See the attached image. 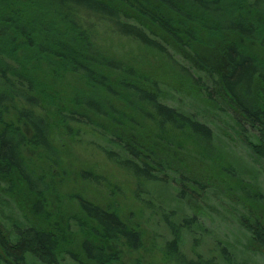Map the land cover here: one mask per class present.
Instances as JSON below:
<instances>
[{
    "label": "trees",
    "instance_id": "trees-1",
    "mask_svg": "<svg viewBox=\"0 0 264 264\" xmlns=\"http://www.w3.org/2000/svg\"><path fill=\"white\" fill-rule=\"evenodd\" d=\"M100 31L162 56L189 87L198 89L203 102L220 113L232 112L239 132L254 133V141L245 143L264 162V0H0V199L19 207L22 217L26 210L42 212L43 202L29 197L48 190L30 177L33 157L21 151V146L44 152L53 147L50 137L58 122L42 115L48 109L62 125L91 127L101 135L106 157L127 171L139 189L175 181L179 198L185 192L191 201L205 197L201 176L155 143L167 149L168 137H182L214 156L211 131L193 115L163 103L167 96L160 82L130 66L129 54L117 58L98 45ZM173 55L183 57L200 76L179 66ZM216 58L221 63L211 65ZM116 102L131 113H123ZM12 109L20 127L29 129L27 136L6 122ZM21 222L11 231L0 228L6 260L28 264L31 257L38 264H58L55 231L64 227L62 216L48 229H35L25 216ZM70 225L77 254L67 255L75 261L80 256L85 264H115L121 251L117 246L133 252L142 247L141 232L126 225L117 211L84 199H78ZM241 226L251 235L249 248L264 255L261 219ZM172 231L173 239L164 245L167 259L208 264L186 259Z\"/></svg>",
    "mask_w": 264,
    "mask_h": 264
},
{
    "label": "rangeland",
    "instance_id": "rangeland-1",
    "mask_svg": "<svg viewBox=\"0 0 264 264\" xmlns=\"http://www.w3.org/2000/svg\"><path fill=\"white\" fill-rule=\"evenodd\" d=\"M98 37V45L108 53H114L117 58L119 53L129 54L130 66L160 82L162 87L159 89L167 96L163 103L185 115H193L211 131L214 156L195 149L182 137L167 138L171 149L155 143L161 146L163 153L168 151L189 166L191 172L201 176L200 183L207 187H204L205 197L191 201L193 197H188L185 192L179 198L180 188L175 181L139 189L127 171L106 157V143L101 135L95 134L91 127L73 123L62 125L58 117L52 119L54 110L48 109L47 114L42 115L49 117L50 123L58 122L50 137L53 147L44 152L21 146L26 157H33L28 174L37 181L36 184L48 189L39 197L35 193V199L29 197L31 202L43 204L42 212L37 214L25 209L26 222L35 224V229H48L56 216H62L64 227L60 229L59 226L55 231L59 238L55 250L58 264H85L83 257L77 256L75 261L67 255L75 250L77 254V249L72 248L75 234L71 232L70 216L77 212L78 199L114 209L126 225L141 232V249L133 252L122 245L117 246L121 251L115 264H173L164 254V245L175 235L172 228L178 233L179 252L188 260L208 264H264V255L249 248L251 235L241 226L250 219H261L264 224V162L256 158L245 143L248 138L254 141V133L239 132L232 112L220 113L203 102L198 89L189 87L162 56L139 50L131 41L118 39L109 31H100ZM173 56L179 66L183 65L194 76H200V72L183 57ZM219 60L213 59L210 64H220ZM116 106L123 113H131L119 102ZM33 112L40 114L39 108ZM14 114L12 109L9 118H5L6 122L16 124L11 125V129L20 131L21 124L17 123ZM132 114V119L151 130L140 115ZM104 126L108 127L106 123ZM21 133L27 136L30 131L22 127ZM224 170L231 173H223ZM49 171L52 173L46 174ZM18 208L6 199H0V228L4 232L22 223L23 211ZM83 232L79 234L82 236ZM28 264L38 263L30 257Z\"/></svg>",
    "mask_w": 264,
    "mask_h": 264
},
{
    "label": "flooded vegetation",
    "instance_id": "flooded-vegetation-1",
    "mask_svg": "<svg viewBox=\"0 0 264 264\" xmlns=\"http://www.w3.org/2000/svg\"><path fill=\"white\" fill-rule=\"evenodd\" d=\"M0 264H14L12 261L6 260V256L4 254V249L0 245Z\"/></svg>",
    "mask_w": 264,
    "mask_h": 264
}]
</instances>
